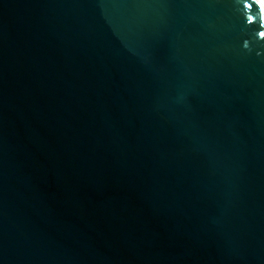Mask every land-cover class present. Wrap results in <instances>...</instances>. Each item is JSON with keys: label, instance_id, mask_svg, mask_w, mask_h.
<instances>
[{"label": "water", "instance_id": "water-1", "mask_svg": "<svg viewBox=\"0 0 264 264\" xmlns=\"http://www.w3.org/2000/svg\"><path fill=\"white\" fill-rule=\"evenodd\" d=\"M0 264H264L260 0H0Z\"/></svg>", "mask_w": 264, "mask_h": 264}, {"label": "bare ground", "instance_id": "bare-ground-1", "mask_svg": "<svg viewBox=\"0 0 264 264\" xmlns=\"http://www.w3.org/2000/svg\"><path fill=\"white\" fill-rule=\"evenodd\" d=\"M260 3H261L262 6L264 7V0H260Z\"/></svg>", "mask_w": 264, "mask_h": 264}]
</instances>
